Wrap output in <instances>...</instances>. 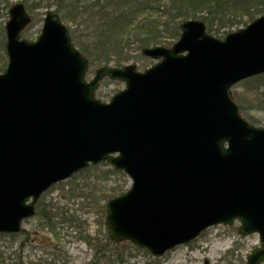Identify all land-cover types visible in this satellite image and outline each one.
<instances>
[{"label":"water","instance_id":"obj_1","mask_svg":"<svg viewBox=\"0 0 264 264\" xmlns=\"http://www.w3.org/2000/svg\"><path fill=\"white\" fill-rule=\"evenodd\" d=\"M31 16L21 3L4 25L0 74V233L14 234L49 188L89 165L107 163L129 180L105 204L108 238L159 258L205 230L238 222L264 261V128L239 114L229 90L264 73V15L223 39L199 20L180 25L170 46L141 51L156 63L88 61L59 16L47 11L35 40L20 38ZM124 83L108 102L104 79Z\"/></svg>","mask_w":264,"mask_h":264},{"label":"trees","instance_id":"obj_2","mask_svg":"<svg viewBox=\"0 0 264 264\" xmlns=\"http://www.w3.org/2000/svg\"><path fill=\"white\" fill-rule=\"evenodd\" d=\"M37 8H54L53 11L63 22L73 25V30L70 31L71 40L88 60L91 72L101 66L121 67L129 62H137L141 58L143 48L171 46L163 39L158 29L159 25L169 37L175 36L174 38L177 39L179 27L178 23L174 24L176 21L183 22L190 18H199L204 22L208 34L222 38L224 29L237 27L238 24L246 25L256 17L264 15V0H36L34 6L33 4L26 6L31 15ZM29 27L22 33V37L27 38ZM125 34L134 38L131 36L122 38ZM129 43H134L133 51L136 54L131 55L126 52V49L131 50ZM239 85L245 91L243 96L236 90ZM248 94L253 95L254 98L248 100L245 96ZM95 95L101 97L99 91ZM230 96L245 120L252 125L260 123V120L251 117L248 111L255 110L264 114V74L233 86L230 89ZM104 166L109 167L106 164L89 166L67 182H63L69 185L70 195L72 197L74 195L81 207L90 206V204L93 207L98 204L97 211L100 212L101 217L105 216L104 203L124 192L123 186L117 182L123 181L122 184L126 185L121 172L111 167L101 171ZM77 176L83 181L80 185L75 183ZM113 177L117 179H111L112 182L109 183L110 178ZM63 183L58 184L57 188L65 185ZM40 203L39 200L35 216L42 229L55 234L56 223H66L78 231L77 238L80 241L90 247L93 246L97 260L103 257L107 264L124 261V252L117 246L109 249L112 245L106 235L103 236L107 243L105 246L101 247L98 243L90 245V242L94 240L87 235H82L81 222L75 215H68L65 211L55 212L53 206L52 212H49L44 206L41 207ZM101 225L103 226L102 220ZM222 259L226 264H233L227 262V256Z\"/></svg>","mask_w":264,"mask_h":264},{"label":"rangeland","instance_id":"obj_3","mask_svg":"<svg viewBox=\"0 0 264 264\" xmlns=\"http://www.w3.org/2000/svg\"><path fill=\"white\" fill-rule=\"evenodd\" d=\"M17 3L24 4L25 6L33 4L34 6L36 0H0V74L3 73L7 62L4 49L1 47L5 40L4 24L8 20V10ZM48 10H54V8H37L33 11L32 16L34 18V23L29 27V31L26 35L29 40L33 41L38 36L44 13ZM187 20L202 21L199 18H190ZM62 23L66 26L70 34V31L73 30V25L63 21ZM181 23L182 21H176L174 24H177L179 27ZM244 26L245 25L238 24L237 27L224 29L222 38ZM158 29L161 31L165 42L172 45L178 39L174 38L175 36L169 37L161 25H159ZM129 36L131 35L125 34L122 38H128ZM129 44L131 50L126 49V52L131 55L136 54V52L133 51L134 43ZM140 57V60L137 59V62H129L136 66L137 71L142 72L155 64V61L150 58L143 57L142 55ZM95 69L91 72L89 71L86 76L87 81L93 77ZM122 89H124V83L120 81H105L104 83H100L98 91L101 97L97 98L103 102H107L111 96ZM236 90L241 92L242 96L245 93L240 85ZM245 96L248 100L254 98L251 94ZM248 114L260 120V123L255 125L256 127L264 128V114L258 113V111L255 110H249ZM108 168L109 167L104 166L101 168V171H106ZM111 179H117V177L110 178V182L108 181L109 183L112 182ZM123 180L126 185L122 184L123 181L117 182L120 186H123L122 190H124V192L122 194L128 190L130 185L129 180L124 174ZM75 183L80 185L83 181L77 176ZM57 186L58 184L42 195L40 198L41 207L44 206L45 209L52 212L53 206L55 212L61 213V211H65L68 215H75L79 219L78 221L81 222L80 229L83 232L82 235H87L90 239L93 238L94 241H91L90 245L98 243L101 247L105 246V244H107L103 237L106 235L104 228L105 216L101 217L100 212L97 211L99 205L97 204L91 207L90 204V206L84 205V207H81V205L78 204L79 201H77V199L75 200L74 195L73 197L70 195L69 185H67V183L60 188H57ZM102 204L103 202L101 205ZM101 220L103 221V226L101 225ZM61 223H56L57 231L54 234L47 229H42L38 218L35 216L22 223L19 233L14 235L0 234V264H94L92 262L96 261L95 264H107L104 262L103 257H100L98 260L96 259L93 246L90 247L77 238L78 231H75L72 226H68L66 223ZM238 226L239 224L234 222L230 226L217 225L211 227L192 242L179 246L158 259L152 257L145 250L135 248L128 242L119 244L110 242L112 246L109 249H113L117 246L119 250L124 252V261L115 264H226L222 259L223 257L226 258V256L228 258V263L245 264L246 258L251 251L259 247V242L257 235H239L237 233Z\"/></svg>","mask_w":264,"mask_h":264}]
</instances>
